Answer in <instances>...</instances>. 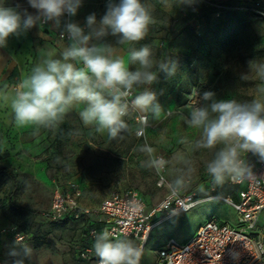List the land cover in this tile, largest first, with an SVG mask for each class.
Listing matches in <instances>:
<instances>
[{
    "label": "rangeland",
    "instance_id": "1",
    "mask_svg": "<svg viewBox=\"0 0 264 264\" xmlns=\"http://www.w3.org/2000/svg\"><path fill=\"white\" fill-rule=\"evenodd\" d=\"M251 1H220L231 4L224 9L215 0H194L191 4L182 0H146L145 7L154 23L143 40L129 45L115 44L105 37L100 40L121 48L125 56L131 50L149 46L157 65L164 63L169 69L175 68L170 74L154 66L157 80L139 89L155 93L160 106L159 115L151 109H137L148 118L145 134L140 138L132 116L124 117L127 128L116 139L96 133L81 121L79 106L71 108L54 128L20 127L14 121L6 125L0 121V231H5L0 236V255L6 264L98 262L93 249L95 238L86 233V219L67 223L48 219L54 191H70L77 186L81 190L79 205L94 212L110 194L133 189L141 195L149 212L166 194L157 186L160 173L154 158L159 155L165 162L161 175L167 182L181 191H195L203 201L155 226L139 264H154L158 248L168 240L186 242L209 219L235 224L234 210L220 198L234 196L236 189L226 179L222 184H210L213 178L207 172V164L223 145L212 149L198 147L202 130L190 127L187 121L193 107L211 103L203 100L205 92H212L216 100L235 99L241 103L264 99V92L259 91L264 81L256 76L253 67L264 62V3L259 5L261 17H255L249 9ZM107 2L82 0L75 21L87 32L86 17L95 13L99 20ZM0 4L19 5L35 15L27 0H0ZM65 20L66 15L58 26L49 21L50 36L40 43L44 52L58 50L60 44L70 45L54 37L55 31L65 28ZM90 44H94L93 40ZM4 61L0 54V70ZM33 67L27 65L26 75L22 69L23 79L17 70L10 76L22 82ZM0 90L7 96L1 111L10 113V101L16 91L5 81L0 82ZM262 225L264 212L260 215ZM94 227L101 232L98 223ZM15 232L24 236L23 243L14 241ZM127 241L137 247L133 240ZM86 250L89 260L83 261L80 252Z\"/></svg>",
    "mask_w": 264,
    "mask_h": 264
},
{
    "label": "clouds",
    "instance_id": "2",
    "mask_svg": "<svg viewBox=\"0 0 264 264\" xmlns=\"http://www.w3.org/2000/svg\"><path fill=\"white\" fill-rule=\"evenodd\" d=\"M182 2L191 4L194 0ZM27 3L35 15L21 10L19 5L0 4V47L6 46L10 36H19L32 28L38 19L58 26L62 17L76 16L82 6V0H27ZM153 23L141 0H108L99 20L95 13L86 17L87 32L79 24L68 22L65 31L71 43L61 53L62 59H47L34 66L18 85L10 101L14 123L20 127L54 128L71 108L79 106V117L86 127L116 139L127 128L124 117L129 102L140 111L151 109L159 115L155 93L139 89L157 80L154 66L170 74L175 68L169 69L164 63L157 65L149 46L131 50L125 57L115 55L116 49L110 44H90L93 39L102 40L108 35L116 37L120 45L139 42ZM253 67L256 76L264 81V62ZM259 91L264 92V87ZM213 97L212 92H205L203 100L211 103L193 107L187 122L190 127L202 130L198 147L212 149L223 145L207 164V172L217 184H222L227 177L244 175L242 153L264 158V99L241 103ZM6 100L0 90V101ZM109 237L107 229L95 234L93 249L98 264H139V248L131 241L113 242Z\"/></svg>",
    "mask_w": 264,
    "mask_h": 264
},
{
    "label": "built area",
    "instance_id": "3",
    "mask_svg": "<svg viewBox=\"0 0 264 264\" xmlns=\"http://www.w3.org/2000/svg\"><path fill=\"white\" fill-rule=\"evenodd\" d=\"M253 1L257 5L264 3V0ZM252 11L261 15L259 10ZM65 22H70L67 15ZM48 23L49 21L44 22L41 19L39 26L45 28ZM54 37L58 42L70 43L65 28L57 31ZM20 83L13 85L14 91ZM126 116L134 118L137 124L136 136H144L148 126L147 116L138 112L131 102ZM241 159L246 169L244 175L240 178H226L227 183L236 189L235 195L220 198L234 210L235 224L209 219L201 224L186 242L168 240L158 248L155 251L154 264H264V225L260 226V215L264 212V158L245 152L242 153ZM164 163L162 156L154 158V165L160 173L157 186L164 189L166 194L149 212H146L147 206L141 195L133 189L110 194L101 200L94 212H91L79 205L81 190L73 186L70 191H54L47 217L58 223L86 219L89 224L86 233L92 238L98 234L94 227L98 223L101 231H109L110 240L131 239L142 253L155 226L178 214L188 212L203 201L195 191H181L170 185L161 175L165 169ZM214 182L212 180L210 184ZM4 233L5 231L1 230L0 236ZM12 236L16 243H23L24 236L21 233L15 232ZM80 259L88 261L89 251L80 252ZM0 264H6L1 255Z\"/></svg>",
    "mask_w": 264,
    "mask_h": 264
},
{
    "label": "crops",
    "instance_id": "4",
    "mask_svg": "<svg viewBox=\"0 0 264 264\" xmlns=\"http://www.w3.org/2000/svg\"><path fill=\"white\" fill-rule=\"evenodd\" d=\"M215 1L220 2L225 0ZM69 20L71 22L77 23V21H75V16L69 17ZM50 25L51 22H49L45 28H41L39 26V22H37L32 28L25 32H21L19 36H10L7 40L6 46L0 47V54L5 57L4 64L0 70V82L5 81L7 84H11V86H13L14 84L11 83L10 76L13 70H17L19 77L23 79L22 69H24V75H26L28 64L36 66L42 64L47 59H62L61 53L68 46L60 44L58 50H47L46 52H44V50H42L40 47L42 39L50 36L48 35V32L51 31ZM56 32L57 31H55V33ZM93 43H100V40L93 39ZM114 48L116 49L115 55L125 56V53L121 48ZM3 103L5 104L7 101H0V121H2L5 125L13 123L14 120L12 112L3 114L1 111V106ZM25 263L30 262H24L22 264Z\"/></svg>",
    "mask_w": 264,
    "mask_h": 264
},
{
    "label": "trees",
    "instance_id": "5",
    "mask_svg": "<svg viewBox=\"0 0 264 264\" xmlns=\"http://www.w3.org/2000/svg\"><path fill=\"white\" fill-rule=\"evenodd\" d=\"M141 2L144 4V6H145V4H146V0H141ZM108 3V2H107ZM251 3V5H252V8L250 7L249 9H250V11L252 12V13H254L252 10H254V9H256V10H261V8H260V6L259 5H257L253 0L250 2ZM215 4H217V5H220V6H224V9L227 7H231V4H229V3H221V2H215ZM105 11H106V8H105ZM254 16L255 17H261V15H259V14H256V13H254ZM105 40H109V41H112V42H114L115 44L117 43V38L116 37H113V36H111V35H108V36H106L105 37ZM11 83H13L14 85L15 84H17V83H19V80H16V81H14L12 78H11Z\"/></svg>",
    "mask_w": 264,
    "mask_h": 264
}]
</instances>
